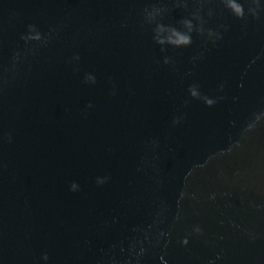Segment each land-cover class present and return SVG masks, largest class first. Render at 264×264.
I'll list each match as a JSON object with an SVG mask.
<instances>
[{
	"label": "water",
	"instance_id": "95a60500",
	"mask_svg": "<svg viewBox=\"0 0 264 264\" xmlns=\"http://www.w3.org/2000/svg\"><path fill=\"white\" fill-rule=\"evenodd\" d=\"M235 2L0 0V264H264V0Z\"/></svg>",
	"mask_w": 264,
	"mask_h": 264
},
{
	"label": "clouds",
	"instance_id": "9594fccd",
	"mask_svg": "<svg viewBox=\"0 0 264 264\" xmlns=\"http://www.w3.org/2000/svg\"><path fill=\"white\" fill-rule=\"evenodd\" d=\"M228 6L233 10V12L237 15V16H242L243 15V9L241 7V5H239L238 3L235 2V0H228ZM178 43H183V44H187L190 43V37L188 36H181L179 41H177ZM193 94L195 95V92L193 91Z\"/></svg>",
	"mask_w": 264,
	"mask_h": 264
}]
</instances>
